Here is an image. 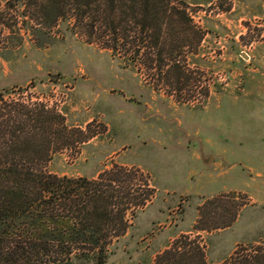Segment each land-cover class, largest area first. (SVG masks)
Segmentation results:
<instances>
[{
	"label": "rangeland",
	"instance_id": "374dc122",
	"mask_svg": "<svg viewBox=\"0 0 264 264\" xmlns=\"http://www.w3.org/2000/svg\"><path fill=\"white\" fill-rule=\"evenodd\" d=\"M150 7L0 0V94L50 135L51 172L120 165L153 188L105 264H264V0ZM42 103L65 127L47 133Z\"/></svg>",
	"mask_w": 264,
	"mask_h": 264
},
{
	"label": "trees",
	"instance_id": "16d2710c",
	"mask_svg": "<svg viewBox=\"0 0 264 264\" xmlns=\"http://www.w3.org/2000/svg\"><path fill=\"white\" fill-rule=\"evenodd\" d=\"M151 1L142 0L144 15L152 12ZM3 97L0 94V264H105L110 246L127 232V213L145 206L153 188L139 182V170L120 165L101 169L94 177L51 172L48 164L57 150L50 135L46 146L34 143L35 135L26 127L32 119L28 107ZM40 106L47 133L54 126L65 127L59 111L47 103ZM179 248L175 245L164 254L174 258ZM199 254L203 264L204 253ZM249 263L247 258L239 262Z\"/></svg>",
	"mask_w": 264,
	"mask_h": 264
},
{
	"label": "water",
	"instance_id": "95a60500",
	"mask_svg": "<svg viewBox=\"0 0 264 264\" xmlns=\"http://www.w3.org/2000/svg\"><path fill=\"white\" fill-rule=\"evenodd\" d=\"M55 78H58L59 77V74H55V75H53Z\"/></svg>",
	"mask_w": 264,
	"mask_h": 264
}]
</instances>
